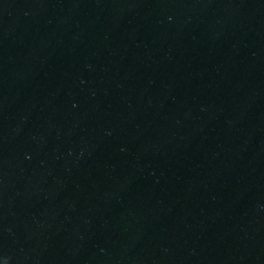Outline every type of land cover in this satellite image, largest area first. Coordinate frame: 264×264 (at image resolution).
Here are the masks:
<instances>
[{
	"label": "water",
	"instance_id": "water-1",
	"mask_svg": "<svg viewBox=\"0 0 264 264\" xmlns=\"http://www.w3.org/2000/svg\"><path fill=\"white\" fill-rule=\"evenodd\" d=\"M0 264H264V0H0Z\"/></svg>",
	"mask_w": 264,
	"mask_h": 264
}]
</instances>
